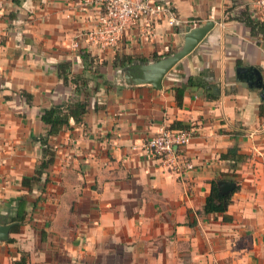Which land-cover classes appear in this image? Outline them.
Returning a JSON list of instances; mask_svg holds the SVG:
<instances>
[{
    "label": "crops",
    "instance_id": "crops-1",
    "mask_svg": "<svg viewBox=\"0 0 264 264\" xmlns=\"http://www.w3.org/2000/svg\"><path fill=\"white\" fill-rule=\"evenodd\" d=\"M155 1L171 5L178 22L141 20L115 47L98 51L84 38L97 5L2 0L0 224L10 227L0 264L21 255L25 264H264V91L249 89L234 71L253 66L264 85V35L243 20L264 21V12L253 0ZM206 21L212 28L159 89L125 82L126 69L170 54L186 27ZM59 62L76 83L57 76ZM200 72L208 85L184 88L176 104L174 88ZM211 86L215 99L206 96ZM68 98L85 100L84 114L49 137L45 184L23 185L41 161V111ZM176 122L194 129L181 149L188 170L142 155L149 137ZM219 180L237 186L228 220L201 211Z\"/></svg>",
    "mask_w": 264,
    "mask_h": 264
},
{
    "label": "built area",
    "instance_id": "built-area-1",
    "mask_svg": "<svg viewBox=\"0 0 264 264\" xmlns=\"http://www.w3.org/2000/svg\"><path fill=\"white\" fill-rule=\"evenodd\" d=\"M83 3L95 4L100 8L94 25L84 33L88 46L98 51L115 47L124 30L137 25L141 20L148 25L151 20H157L160 15H163L168 24L178 22L171 5L155 0H83ZM252 4L264 12V0H253ZM1 8L2 0H0ZM185 23L189 26L195 25L193 20L185 21ZM72 46L77 47L76 41L72 43ZM193 131L191 126L160 127L155 135L142 144V155L145 158L158 159L172 170L191 169L192 163L182 156L181 149L188 144Z\"/></svg>",
    "mask_w": 264,
    "mask_h": 264
},
{
    "label": "trees",
    "instance_id": "trees-1",
    "mask_svg": "<svg viewBox=\"0 0 264 264\" xmlns=\"http://www.w3.org/2000/svg\"><path fill=\"white\" fill-rule=\"evenodd\" d=\"M244 20V24H246L252 33H259L264 35V21L260 19H254L249 15H246ZM85 58V56L83 57ZM156 59V58H155ZM129 61H134L130 60ZM139 62H144V59H138ZM68 63L67 62H59L56 64V74L57 76L66 81L68 77H70V73L68 72ZM81 78V77H80ZM72 83H76L79 80L78 76L70 77ZM208 85V82L204 80V72L198 73L195 76H188L185 83L183 85L174 88V99L176 104L180 103L181 92L184 88L190 87H204ZM77 87V85H75ZM211 88H206V96L208 98L215 99L219 95V92L216 93L212 92ZM26 102H29L30 95L27 93H23ZM85 100H71L67 99L66 101L62 102L61 106L51 105L48 108H45L40 113V120L43 124H45L46 130L45 133L42 135H38L35 137V140L41 146V161L35 167V175L28 179H23L21 183L23 185H27L30 182H34L37 184L40 182L43 186L47 181V177H44L40 180V176L43 173V170L52 162L53 160V149L48 144V139L51 136L56 135L63 126L68 124V120L72 119L74 123L80 121L81 116L85 112ZM188 126H181L178 123L170 124L169 128H186ZM227 151H231L228 149ZM235 189L231 190L230 192L222 193L219 192L217 189L216 183L211 181L210 183V190L207 196L205 197L204 203L202 205L201 211L203 213H221L223 220H228V216L224 213L226 210L227 205L230 203V198L232 193L237 189V186L234 187ZM22 217H20L21 220ZM10 264H25V255H21L17 260L11 261Z\"/></svg>",
    "mask_w": 264,
    "mask_h": 264
},
{
    "label": "water",
    "instance_id": "water-1",
    "mask_svg": "<svg viewBox=\"0 0 264 264\" xmlns=\"http://www.w3.org/2000/svg\"><path fill=\"white\" fill-rule=\"evenodd\" d=\"M213 22L206 21L202 25L186 27L183 33L182 44L170 54L160 57L151 62L142 63L126 69L123 77L126 83L130 84H149L154 88L161 87L162 77L167 71L182 57L187 55L202 40V38L212 28ZM235 77L239 81L246 83L249 89H260L264 91L259 71L250 65L239 66L234 69ZM259 95H261V93ZM219 192L226 193L234 189V184L230 181L219 180L216 183ZM10 224H0V241L6 240Z\"/></svg>",
    "mask_w": 264,
    "mask_h": 264
}]
</instances>
